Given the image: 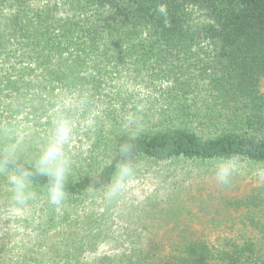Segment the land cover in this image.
<instances>
[{"label": "trees", "instance_id": "16d2710c", "mask_svg": "<svg viewBox=\"0 0 264 264\" xmlns=\"http://www.w3.org/2000/svg\"><path fill=\"white\" fill-rule=\"evenodd\" d=\"M53 110L74 122V207L92 188L99 196L134 133L135 166L264 160V0H0V147L21 143L31 160ZM208 195L216 207L178 235L123 227L129 250L110 264H264V186L240 199ZM0 206L9 209L2 178ZM29 210L47 222L61 212L43 197ZM32 260L0 243V264Z\"/></svg>", "mask_w": 264, "mask_h": 264}, {"label": "rangeland", "instance_id": "374dc122", "mask_svg": "<svg viewBox=\"0 0 264 264\" xmlns=\"http://www.w3.org/2000/svg\"><path fill=\"white\" fill-rule=\"evenodd\" d=\"M136 170L135 182L119 201L106 205L98 196L77 207L65 204L57 209L61 211H57L59 214L52 211V222L43 221L36 212L31 217L29 209L19 216L0 206V243L14 254L28 255L36 264H53L48 260L55 259L54 264H110L112 256L129 250L118 235L123 227L143 221L141 224L154 227L152 230L157 235L167 238L180 234L184 221L190 222L194 215L203 217V207H216L205 203L208 194L212 193V197L227 194L240 199L253 189L260 190L247 171L226 190L216 185L212 173L206 175L205 171L211 169L203 166L140 163ZM5 211L8 213L3 214ZM225 215L227 219L220 217L224 218L222 225L231 223L228 214ZM37 225L47 232H34ZM197 227L186 233H195L192 230Z\"/></svg>", "mask_w": 264, "mask_h": 264}, {"label": "clouds", "instance_id": "9594fccd", "mask_svg": "<svg viewBox=\"0 0 264 264\" xmlns=\"http://www.w3.org/2000/svg\"><path fill=\"white\" fill-rule=\"evenodd\" d=\"M157 12L164 17V27H170L167 8L160 4ZM135 119L129 118V124ZM92 127L94 120H86ZM75 135L74 122L65 113L52 111L49 128L43 141L36 148L31 160L22 159L21 143L12 142L0 147V178L8 192V207L13 215L22 216L26 210L43 197L54 209L63 208L69 198L68 186L73 170V157L69 146ZM138 134H131L119 146L120 160L99 198L111 205L119 201L135 182L137 176L133 160ZM208 167L217 186L230 189L242 172H249L256 183L264 186V160H253L240 153L221 154L210 157ZM89 198L97 195L92 188Z\"/></svg>", "mask_w": 264, "mask_h": 264}]
</instances>
